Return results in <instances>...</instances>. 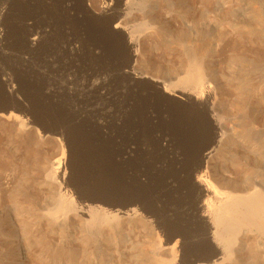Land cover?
Listing matches in <instances>:
<instances>
[{
    "label": "rangeland",
    "instance_id": "rangeland-1",
    "mask_svg": "<svg viewBox=\"0 0 264 264\" xmlns=\"http://www.w3.org/2000/svg\"><path fill=\"white\" fill-rule=\"evenodd\" d=\"M0 264H264V0H0Z\"/></svg>",
    "mask_w": 264,
    "mask_h": 264
},
{
    "label": "bare ground",
    "instance_id": "bare-ground-1",
    "mask_svg": "<svg viewBox=\"0 0 264 264\" xmlns=\"http://www.w3.org/2000/svg\"><path fill=\"white\" fill-rule=\"evenodd\" d=\"M200 70L198 68V66L194 67V69H192V72L190 74V80L191 82L194 84V88H192L190 91H192L193 93H195V96H204L205 93H207L208 89H210L209 85L208 86H204V84H200ZM198 80V82H196ZM172 87V85H165L164 88L165 90H170ZM132 109V108H131ZM210 152V151H209ZM208 152L207 154V157L208 155L210 154ZM60 164L61 161H58V168H60ZM199 182L203 185V188L205 189V191H209L211 190V184L209 183L208 180H206V178H204L203 176H200L199 177ZM232 185V183H230L229 181H227L225 179V182L221 184L222 187H226V186H230ZM224 193H221L219 192V194L221 195V198H219V209L221 210H224V209H231L232 208V203H234L235 201L234 200V197L232 196V193L231 191H223ZM259 192H255L254 195L252 197H254L253 199L252 198H245V197H241L243 198V200H241L242 202H244L246 204V206L249 208L250 211H254L256 214H259L261 213V211H263V208L261 207V204H259ZM218 203V201H217ZM116 212V211H115ZM108 213V212H107ZM121 213V211L115 213L116 216H118V214ZM138 211L136 208H125L123 214L129 216V215H135L137 214ZM112 214V213H111ZM108 215V214H107ZM122 215V213H121ZM213 219V223L216 224L217 227H222L227 221L223 218V216L221 215H215ZM159 240V239H158Z\"/></svg>",
    "mask_w": 264,
    "mask_h": 264
}]
</instances>
